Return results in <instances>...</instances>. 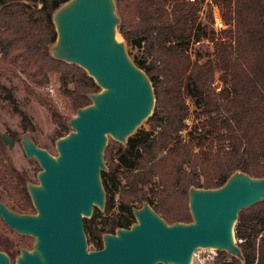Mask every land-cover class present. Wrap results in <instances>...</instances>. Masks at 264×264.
Returning a JSON list of instances; mask_svg holds the SVG:
<instances>
[{
    "label": "trees",
    "instance_id": "obj_1",
    "mask_svg": "<svg viewBox=\"0 0 264 264\" xmlns=\"http://www.w3.org/2000/svg\"><path fill=\"white\" fill-rule=\"evenodd\" d=\"M67 1L0 0V77L25 76L27 93L51 111L58 138L70 132L68 122L78 108L91 103L88 94L100 90L84 69L52 56L53 15ZM204 1L115 0L117 29L127 45L142 48L141 58L133 60L152 82L155 105L146 120L150 130H140L126 144L106 145L105 208H94L84 219L91 248L102 247L103 234L134 223L133 209L144 202L169 224L188 223L190 187L217 188L236 171L264 176V0H207L205 22ZM211 6L219 9L223 28L214 26ZM194 44L204 49L192 50ZM52 75L64 81L59 90L69 113L36 90ZM0 91L30 130L31 118L12 91L1 83ZM3 145L0 186L6 204L36 213L30 176L5 161ZM234 235L241 239L243 260L219 251L217 264H264V200L239 211ZM32 238L13 242L0 234V249L14 261L31 248Z\"/></svg>",
    "mask_w": 264,
    "mask_h": 264
},
{
    "label": "water",
    "instance_id": "obj_2",
    "mask_svg": "<svg viewBox=\"0 0 264 264\" xmlns=\"http://www.w3.org/2000/svg\"><path fill=\"white\" fill-rule=\"evenodd\" d=\"M57 39L52 56L85 70L100 90L68 122L72 130L56 142L58 154L25 135L22 146L42 170L28 190L36 213H19L0 200V217L19 234L35 238L15 263L0 249V264H190L197 248L211 247L243 260L235 241L239 211L264 200V176L232 173L217 188L190 187L192 220L167 223L144 202L135 222L102 236L89 249L84 219L105 208L101 171L109 138L126 144L153 113L155 94L146 72L116 37L120 17L115 0H69L54 13ZM6 145L14 139L0 134Z\"/></svg>",
    "mask_w": 264,
    "mask_h": 264
},
{
    "label": "rangeland",
    "instance_id": "obj_3",
    "mask_svg": "<svg viewBox=\"0 0 264 264\" xmlns=\"http://www.w3.org/2000/svg\"><path fill=\"white\" fill-rule=\"evenodd\" d=\"M206 1L207 0H205L203 3L204 10L200 15L201 20L204 22L206 21L205 13L209 11V6H207V4L205 3ZM211 10L214 18V26L216 28H223L224 25L220 17L219 9L216 8V6H211ZM116 37H118L120 40H124L118 29ZM126 47L132 59L141 58L142 48L132 47L131 45L127 44ZM198 47H201V50L204 49V47L198 46V44H194L192 50H195ZM216 78H218V74L216 75ZM23 79H25V76L22 73H19V75H12L8 78L0 77V83L12 91L19 103L20 108L25 110L31 118L33 127L27 131L23 128L21 116L14 111V107L11 104L10 100L7 99L6 93L0 91V134H6L10 137L15 136L13 145L4 144L1 149L3 151L2 155L4 156L5 161L12 163L20 172H28L30 176V182L38 183V173L42 170V167L35 158H29L26 155L21 140L25 135H30L38 146L46 148L52 154L57 155L58 151L56 147V142L59 138L56 132L57 125L53 121L51 111L45 105L40 104L34 99L33 96H30L27 93ZM217 82L218 81H216V83ZM63 84L64 81L62 78H60L58 75H52L51 81L48 84L42 87H37L36 90L40 93H43L44 96H48L49 98H51V100L53 101V105L58 110H60V112L69 113L70 110L66 105V100L60 94L59 90ZM187 122L189 124L192 123L191 120H188ZM71 130L72 128L70 129V131ZM140 130H150L149 124L146 121H143L129 137H135ZM111 140L114 141L112 138H109L107 144L109 143L111 145ZM1 141L3 140L0 138V142ZM107 163L108 162L105 161L106 165ZM115 199H117V197H115ZM0 200L4 201V203L7 202L6 195L3 192L1 186ZM112 212L115 211L113 210ZM96 220H99V217H97ZM0 234L5 235L13 242H17L21 238V236H28L19 234L13 229H7L1 218ZM34 242L35 238H32V244L30 249L33 248ZM88 248L95 249L91 248L90 245H88ZM15 261L16 260H14L13 262Z\"/></svg>",
    "mask_w": 264,
    "mask_h": 264
},
{
    "label": "built area",
    "instance_id": "obj_4",
    "mask_svg": "<svg viewBox=\"0 0 264 264\" xmlns=\"http://www.w3.org/2000/svg\"><path fill=\"white\" fill-rule=\"evenodd\" d=\"M236 243L241 239H236ZM219 256V250L211 247L197 248L194 250L190 264H217V258Z\"/></svg>",
    "mask_w": 264,
    "mask_h": 264
},
{
    "label": "bare ground",
    "instance_id": "obj_5",
    "mask_svg": "<svg viewBox=\"0 0 264 264\" xmlns=\"http://www.w3.org/2000/svg\"><path fill=\"white\" fill-rule=\"evenodd\" d=\"M118 40H120L118 37H117Z\"/></svg>",
    "mask_w": 264,
    "mask_h": 264
},
{
    "label": "flooded vegetation",
    "instance_id": "obj_6",
    "mask_svg": "<svg viewBox=\"0 0 264 264\" xmlns=\"http://www.w3.org/2000/svg\"><path fill=\"white\" fill-rule=\"evenodd\" d=\"M13 262V261H12ZM13 263H15V262H13Z\"/></svg>",
    "mask_w": 264,
    "mask_h": 264
}]
</instances>
